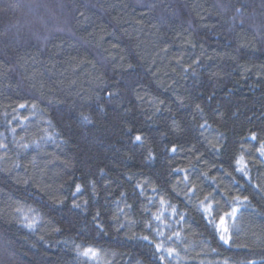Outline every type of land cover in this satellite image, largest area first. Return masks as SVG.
I'll use <instances>...</instances> for the list:
<instances>
[{"label": "trees", "instance_id": "trees-1", "mask_svg": "<svg viewBox=\"0 0 264 264\" xmlns=\"http://www.w3.org/2000/svg\"><path fill=\"white\" fill-rule=\"evenodd\" d=\"M0 264H264V0H0Z\"/></svg>", "mask_w": 264, "mask_h": 264}, {"label": "rangeland", "instance_id": "rangeland-1", "mask_svg": "<svg viewBox=\"0 0 264 264\" xmlns=\"http://www.w3.org/2000/svg\"><path fill=\"white\" fill-rule=\"evenodd\" d=\"M227 225H228V223L227 222H222L221 223V228L223 229V230H225V228H227Z\"/></svg>", "mask_w": 264, "mask_h": 264}, {"label": "snow or ice", "instance_id": "snow-or-ice-1", "mask_svg": "<svg viewBox=\"0 0 264 264\" xmlns=\"http://www.w3.org/2000/svg\"><path fill=\"white\" fill-rule=\"evenodd\" d=\"M135 139H136V140H140L141 137H140V136H136ZM77 187L79 188V186H77ZM145 239H147V237H145ZM158 247H159V246H158Z\"/></svg>", "mask_w": 264, "mask_h": 264}]
</instances>
